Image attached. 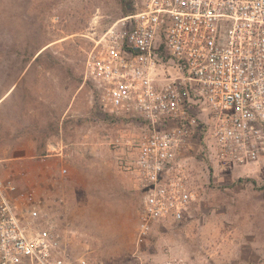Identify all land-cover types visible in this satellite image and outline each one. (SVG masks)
<instances>
[{
    "label": "rangeland",
    "instance_id": "374dc122",
    "mask_svg": "<svg viewBox=\"0 0 264 264\" xmlns=\"http://www.w3.org/2000/svg\"><path fill=\"white\" fill-rule=\"evenodd\" d=\"M144 2L0 0V96L17 80L0 99L1 174L89 264H264V162L219 168L205 139L190 151V213L136 243L142 193L117 166L112 143L140 129L102 109L84 62L93 40Z\"/></svg>",
    "mask_w": 264,
    "mask_h": 264
},
{
    "label": "built area",
    "instance_id": "2783aa9c",
    "mask_svg": "<svg viewBox=\"0 0 264 264\" xmlns=\"http://www.w3.org/2000/svg\"><path fill=\"white\" fill-rule=\"evenodd\" d=\"M84 80L104 111L140 129L112 143L142 193L137 244L190 213L196 140L219 168L264 162V0H145L93 40ZM2 168L0 264H89Z\"/></svg>",
    "mask_w": 264,
    "mask_h": 264
},
{
    "label": "crops",
    "instance_id": "0c3cea01",
    "mask_svg": "<svg viewBox=\"0 0 264 264\" xmlns=\"http://www.w3.org/2000/svg\"><path fill=\"white\" fill-rule=\"evenodd\" d=\"M26 69H27V68H23L22 71H20V72H21L20 74L22 75V73H24V72L26 71ZM21 75H20V78L22 77ZM16 82H17V80H16L15 82H13V83L8 87V89L4 92V94H3L2 96H4L6 93H8L10 90H12V89L15 87ZM2 96H0V99L2 98Z\"/></svg>",
    "mask_w": 264,
    "mask_h": 264
}]
</instances>
